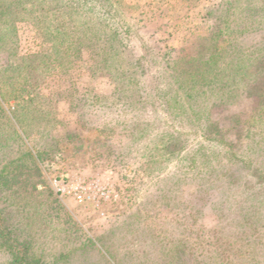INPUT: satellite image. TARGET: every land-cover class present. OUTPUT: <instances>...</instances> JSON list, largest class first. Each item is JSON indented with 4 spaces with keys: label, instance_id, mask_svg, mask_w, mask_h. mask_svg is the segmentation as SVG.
<instances>
[{
    "label": "rangeland",
    "instance_id": "1",
    "mask_svg": "<svg viewBox=\"0 0 264 264\" xmlns=\"http://www.w3.org/2000/svg\"><path fill=\"white\" fill-rule=\"evenodd\" d=\"M29 3L0 0V213L12 241L43 264H264L251 176L264 172L253 90L264 0H109L103 32L119 37L69 59ZM93 13L75 20L93 25ZM63 178L114 194L79 203L58 192Z\"/></svg>",
    "mask_w": 264,
    "mask_h": 264
},
{
    "label": "trees",
    "instance_id": "2",
    "mask_svg": "<svg viewBox=\"0 0 264 264\" xmlns=\"http://www.w3.org/2000/svg\"><path fill=\"white\" fill-rule=\"evenodd\" d=\"M27 1L30 2V7L28 9L26 8V11L31 15H34L33 24L36 30L44 37H50L55 41L54 48L57 50V52L55 53H58L63 58L69 59L72 54L74 55V57L76 55H80L81 50L84 47H95L96 49H98L97 54H99V51H101L102 49L104 50L105 48L103 47H106L108 45L109 38L110 40H115L117 39V37H119V34L117 33L118 31L113 30L112 28L109 29L110 32H112L111 34L109 33V36L103 32L105 31L103 28H109V26L105 22V16L107 15V3L109 2V0H52V2H56L58 4L54 7H51V12L45 15H36L35 10L38 3H46L47 0ZM25 3L27 2H24V4ZM81 9L86 13L94 12L96 14L99 12L96 16L98 17L97 21L94 20L93 25L91 23L81 25L80 21L76 22L75 15L81 12ZM97 9H99L98 12ZM102 33L105 34V38L101 41ZM36 56L37 55H33L27 58H23L22 62H29L32 58H36ZM25 68L28 67L26 66ZM256 68L257 71H259L260 76L254 82L253 90L257 92L259 91L258 96L262 100L264 99V57L258 62ZM17 95V92H15V94L13 93L9 96V99L15 100L19 97ZM0 97L2 98V100H5V94L2 93L1 90ZM26 99H28L27 101H31L30 98L26 97ZM213 126H215L214 123H210L205 129L206 133H210V130L211 128H213ZM3 172L4 171H2L0 174V180H2V176L4 175ZM263 173V170L258 167L255 172L251 174V176L255 178L259 183V194L261 192H264ZM5 228V217L3 218L0 213V239L5 242L4 245H6L9 253L12 256L11 264H43L38 259L30 257L28 248L26 246L27 243H25L26 241L24 242V244H21L22 246L20 247L19 245H17V241L16 243L12 241L11 236L8 235Z\"/></svg>",
    "mask_w": 264,
    "mask_h": 264
},
{
    "label": "built area",
    "instance_id": "3",
    "mask_svg": "<svg viewBox=\"0 0 264 264\" xmlns=\"http://www.w3.org/2000/svg\"><path fill=\"white\" fill-rule=\"evenodd\" d=\"M55 186L62 196L70 195L74 197L79 203L91 201L95 199L96 196H99L103 200H108L111 195L114 194L113 189L99 187L96 184L88 186L76 183L67 184L64 178L62 180H56Z\"/></svg>",
    "mask_w": 264,
    "mask_h": 264
}]
</instances>
